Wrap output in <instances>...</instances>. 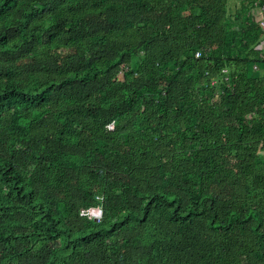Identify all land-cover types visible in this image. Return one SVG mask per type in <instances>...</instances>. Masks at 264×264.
Here are the masks:
<instances>
[{
  "label": "trees",
  "instance_id": "1",
  "mask_svg": "<svg viewBox=\"0 0 264 264\" xmlns=\"http://www.w3.org/2000/svg\"><path fill=\"white\" fill-rule=\"evenodd\" d=\"M253 2L0 0V264H264Z\"/></svg>",
  "mask_w": 264,
  "mask_h": 264
},
{
  "label": "built area",
  "instance_id": "2",
  "mask_svg": "<svg viewBox=\"0 0 264 264\" xmlns=\"http://www.w3.org/2000/svg\"><path fill=\"white\" fill-rule=\"evenodd\" d=\"M249 16L253 19V21L258 25L259 29L261 30L262 38L260 40V44L258 45L257 49L261 52V57L264 60V0H257V4L254 5L252 8H250ZM199 56H200V52L197 51L195 53V57L198 58ZM253 69L258 70V67L254 66ZM111 129H112V125L108 126V130ZM85 213L89 217V219H93L97 221L101 218L102 211L101 208L98 207V208L89 209Z\"/></svg>",
  "mask_w": 264,
  "mask_h": 264
},
{
  "label": "crops",
  "instance_id": "3",
  "mask_svg": "<svg viewBox=\"0 0 264 264\" xmlns=\"http://www.w3.org/2000/svg\"><path fill=\"white\" fill-rule=\"evenodd\" d=\"M254 2H253V4L249 7V10H250V8H252L254 5H256L257 4V0H253ZM249 10H248V14H249ZM251 18V17H250ZM252 19V18H251ZM252 21H253V19H252ZM254 22V21H253ZM255 23V22H254ZM256 24V23H255ZM261 36H262V34H261ZM262 38V37H261ZM260 56H261V52H260Z\"/></svg>",
  "mask_w": 264,
  "mask_h": 264
},
{
  "label": "rangeland",
  "instance_id": "4",
  "mask_svg": "<svg viewBox=\"0 0 264 264\" xmlns=\"http://www.w3.org/2000/svg\"><path fill=\"white\" fill-rule=\"evenodd\" d=\"M121 77L119 76L116 80H119Z\"/></svg>",
  "mask_w": 264,
  "mask_h": 264
},
{
  "label": "water",
  "instance_id": "5",
  "mask_svg": "<svg viewBox=\"0 0 264 264\" xmlns=\"http://www.w3.org/2000/svg\"><path fill=\"white\" fill-rule=\"evenodd\" d=\"M120 77L122 78V75Z\"/></svg>",
  "mask_w": 264,
  "mask_h": 264
}]
</instances>
